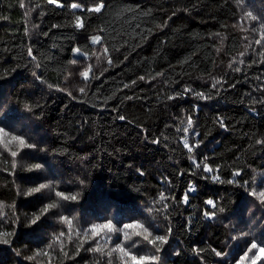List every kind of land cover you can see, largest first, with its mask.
Here are the masks:
<instances>
[{
  "label": "trees",
  "instance_id": "1",
  "mask_svg": "<svg viewBox=\"0 0 264 264\" xmlns=\"http://www.w3.org/2000/svg\"><path fill=\"white\" fill-rule=\"evenodd\" d=\"M99 2L0 0V127L35 145L0 142V264H133L127 253L236 264L252 240L264 247V0H103L87 11ZM207 199L225 211L206 217ZM109 220L117 231L93 237ZM134 221L149 240L167 235L158 253L141 229L124 239ZM117 245L125 252L108 256Z\"/></svg>",
  "mask_w": 264,
  "mask_h": 264
},
{
  "label": "snow or ice",
  "instance_id": "2",
  "mask_svg": "<svg viewBox=\"0 0 264 264\" xmlns=\"http://www.w3.org/2000/svg\"><path fill=\"white\" fill-rule=\"evenodd\" d=\"M49 3H52V4H57L58 3V0H49ZM58 6H61L63 7V5H58ZM21 7H23V5H21ZM105 4L103 3V0H100L99 3H96L94 4L92 7L88 8L87 11L89 12H94V13H100L102 10L105 9ZM71 8L72 9H82V5L81 4H78V3H72L71 4ZM247 15L249 17H251L253 20L256 19L255 16L252 15L251 12H248ZM77 28H83L84 27V24L82 22V20L78 17L77 18V21H76V25H75ZM101 36L99 35H95L93 37H91V43L92 44H100L101 43ZM257 43H259V41H257ZM74 51L76 53H80V49L79 48H76L74 49ZM108 52V49L107 48H104V53L106 54ZM28 55L33 59L35 60V56H33V53H32V49L29 48L28 50ZM77 60L76 59H72L70 61L71 64L75 65L77 64ZM109 63H111V61L109 60L108 61ZM242 63V61H241ZM35 67L39 68L40 65L39 64H36ZM91 70V65H89V68L88 70H85L81 73V75L85 78V80L88 78L89 76V71ZM235 71L239 72L240 69L239 68H236ZM35 74V73H34ZM141 80L144 79V77H140ZM220 81L217 80L215 83L212 84V87L215 88L217 86V84H219ZM125 87H128V85H125ZM185 92H190L191 89H188L186 88L184 90ZM80 92L83 93L84 92V88H80ZM70 95V93H69ZM197 96H199L201 99H207L208 97H206L203 93H196ZM176 97L175 96H170L169 99H175ZM27 107V106H26ZM29 111H31V108H29ZM121 120L124 119L123 116L119 117ZM193 125V121L191 118L188 119L187 121V126L183 129V132H188L189 128H191ZM223 126V125H222ZM179 131V130H178ZM10 136L11 138V141H14V142H18L20 147L21 148H34L35 145L34 144H29L25 141L24 137L21 136V135H12L11 133H6L5 132V129L3 127H0V142L3 141V137L4 136ZM154 143H158L159 141H153ZM197 147L199 145H196ZM183 147L188 149L189 152L192 151V147L189 145V141L187 139V137L184 138L183 140ZM11 155L13 157H15L17 155V153L15 151H12L11 152ZM13 166H15V161H13ZM195 167L199 168L201 167L200 164H195L194 165ZM34 168H41L42 165L41 164H35L33 165ZM203 171L204 172H207V173H211L214 171V169L208 165V164H204L203 165ZM235 175H239V173H235ZM213 180H219V177L218 176H212L211 177ZM80 183H83V181H80ZM229 183H232V181H229ZM51 187L50 184H47V183H42L40 184L38 187H35V188H32L29 190V195H31L32 193H39L41 192L42 189H49ZM190 191H195V189H191ZM55 195L57 197H60L62 198L63 200L67 201V200H73L75 201L77 199V195H71V196H68V195H65L64 192H56ZM253 195H256L255 192H253ZM259 197L261 199H264V191H261L259 192ZM160 201H163L166 199V197L161 194V196L159 197ZM183 202L186 204L188 203V194H184L183 198H182ZM205 204L210 206V209L209 210H206L204 211V215L206 217H212V218H215L217 217V212L219 213H223L225 211L224 207H219L217 209V202L214 201L213 199H207L205 201ZM0 207H2V205H0ZM58 207L57 204L55 203H50L48 204L45 208L42 209V212H41V215H37L35 216L34 219L31 220V223L33 225L37 224V222L41 219V216L45 213H47L49 211V209H52V208H56ZM164 207L166 208L167 205H164ZM216 209V210H214ZM149 211H151V209H149ZM61 220L62 222L66 223L69 225V230H71V225H72V221L69 219L68 216H61ZM107 230L108 233H112V232H115L117 231L115 225L112 223L111 220H109L107 223H104V224H94L92 225V228H91V233L93 235V237H96V236H100L101 235V232L103 230ZM127 229H141L142 231H137L135 232V235L136 236H143L144 240H148L149 243H151L152 245L154 246H157L158 243L159 245H163V244H166L168 242V237L167 235H156L153 239H150L149 240V237L152 236V233L149 232L148 228L145 227V225L143 223H141L140 221H134L132 223H125L123 225V229H119V231H122L124 232V239L125 240H128L130 237H129V234L128 232L124 231V230H127ZM171 230L169 229V232ZM146 233V235H145ZM79 235V233H77ZM10 235V234H9ZM64 233L61 232L60 233V236H63ZM85 235V238H87L88 236V233L85 232L84 233ZM245 235H247V233H245ZM59 238V237H58ZM236 237H233V239H235ZM110 239V237H109ZM9 241L6 240V239H0V243H5L7 244ZM135 245H132V247H134ZM254 249H259V251L257 253H254L252 255V257L250 258L249 257V253H253V250ZM90 251H94V252H101L103 249L100 247V246H97L95 248H92V249H89ZM78 251V250H77ZM116 251H119L121 253H124L125 252V249L124 247L120 246V245H117L116 247H114L110 252L107 253L108 256H111L113 252H116ZM160 251V247L157 246L156 247V252L158 253ZM260 253H264V247H260L255 240H252L251 243H250V246L247 248V250L244 252L243 255H241L238 259V261L236 262V264H246V262H248L250 260V264H257V261H259L260 259L264 258L260 255ZM39 255V253H38ZM127 255L130 256L133 264H145L146 261H152V262H158L160 260V257L159 255H152V256H136V255H132L131 253H127ZM215 255L217 257H220L222 255H224V253L220 252V251H216L215 252ZM31 259V258H30ZM108 264H111V261L108 262ZM126 264V262H125Z\"/></svg>",
  "mask_w": 264,
  "mask_h": 264
},
{
  "label": "bare ground",
  "instance_id": "3",
  "mask_svg": "<svg viewBox=\"0 0 264 264\" xmlns=\"http://www.w3.org/2000/svg\"><path fill=\"white\" fill-rule=\"evenodd\" d=\"M96 54V53H95ZM237 140V139H236ZM243 142V141H242ZM255 183V182H254ZM96 243V242H95Z\"/></svg>",
  "mask_w": 264,
  "mask_h": 264
},
{
  "label": "rangeland",
  "instance_id": "4",
  "mask_svg": "<svg viewBox=\"0 0 264 264\" xmlns=\"http://www.w3.org/2000/svg\"><path fill=\"white\" fill-rule=\"evenodd\" d=\"M191 189H193V187H192ZM191 189H190V190H191Z\"/></svg>",
  "mask_w": 264,
  "mask_h": 264
}]
</instances>
